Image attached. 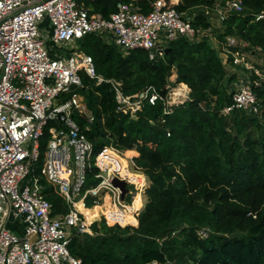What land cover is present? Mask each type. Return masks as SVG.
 <instances>
[{"label":"trees","instance_id":"16d2710c","mask_svg":"<svg viewBox=\"0 0 264 264\" xmlns=\"http://www.w3.org/2000/svg\"><path fill=\"white\" fill-rule=\"evenodd\" d=\"M75 1L108 18L117 2L129 0ZM227 1L177 0L168 6L181 12L194 10L192 25L208 30L220 42L226 36L243 42L242 47L231 46V51L264 58V18H255L264 11V0H241L242 12L230 13L216 29L202 10H195ZM136 3L147 12L153 0ZM80 46L92 57L96 73L120 81L124 93H140L152 86L161 99L154 104L144 102L130 116L117 110L110 83L97 84L81 75L83 87L78 91L93 119L88 124L78 111L72 117L91 142L93 155L112 146L132 158L149 184L136 226L107 225L103 218L93 221L91 233L71 235L69 253L82 264H264V79L254 70L233 64L230 54L224 63L219 56L221 46L213 47L208 35L178 36L154 59L144 49L124 53L95 33L81 38ZM246 70L261 105L260 114L242 109L223 113L236 89L238 71ZM179 83L189 89L187 98L169 106L167 112L164 100ZM50 125L39 140L35 174L44 161ZM112 156L126 170L127 161ZM97 171L92 166L87 186L98 182L93 176ZM124 174L142 180L143 185L141 174ZM39 181L52 214L67 212L58 187L44 177ZM92 205L86 199L85 206ZM83 212L87 218L95 216V211ZM121 217L122 223L136 224L123 210ZM200 230L207 235L203 237Z\"/></svg>","mask_w":264,"mask_h":264},{"label":"built area","instance_id":"2783aa9c","mask_svg":"<svg viewBox=\"0 0 264 264\" xmlns=\"http://www.w3.org/2000/svg\"><path fill=\"white\" fill-rule=\"evenodd\" d=\"M176 1L153 0L147 12L136 0L120 1L105 18L75 0H0V264H82L69 253L68 244L73 233H91V223L76 204L85 205L88 198L93 205L99 204L101 196L108 195L112 208L102 214L104 222L124 226L121 211L136 214L137 209H131L134 196L145 185L146 179L132 158L112 146H104L93 155V146L72 113L78 111L88 124L92 122L78 91L83 87L82 74L97 84L110 83L117 110L130 116H135L144 102L154 104L161 99L159 93L152 86L140 93H124L120 81L96 73L90 55L70 47L67 53H60L48 46L46 37L56 46L67 47L95 33L124 53L144 49L149 59H154L178 36H213L208 30L195 28L191 14L168 6ZM242 10L241 0H228L216 13L223 21L230 13ZM45 17L50 29L42 32L39 24ZM255 18H264V11ZM218 43L225 55L232 56L233 64L249 68L245 53L229 49L236 45L234 38L226 36ZM233 109L260 114L261 105L249 81L236 87L222 112ZM49 123L44 161L35 174L39 140ZM109 151L128 159L126 171L141 174L142 186L120 171ZM92 166L98 168L93 176L99 180L87 186ZM114 176L126 180V187L132 186L130 203H125V197L121 200L120 190L111 183ZM41 177L58 187L68 205L67 212L52 214V205L42 194ZM199 233L207 235L205 230Z\"/></svg>","mask_w":264,"mask_h":264},{"label":"rangeland","instance_id":"374dc122","mask_svg":"<svg viewBox=\"0 0 264 264\" xmlns=\"http://www.w3.org/2000/svg\"><path fill=\"white\" fill-rule=\"evenodd\" d=\"M217 4V3H216ZM221 7H223V5H221ZM205 8H201V7H199V8H197V9H195V10H202L203 12H205L206 11V9L204 10ZM215 9L216 8H212V9H210V10H213V11H210L209 13H208V18H209V22L211 23V26L213 27V28H218V27H220V20H219V18H218V15H217V13L215 12ZM39 28H40V30L43 32H47V30L48 29H50V24H49V21H48V19L45 17L43 20H42V22L39 24ZM230 37H232V38H234L235 39V43H236V45H238L239 47H242L243 46V42H241L240 40H238V39H236L235 37H233V36H230ZM161 42H165L164 40H163V38H161ZM217 43H218V41H216ZM220 42V41H219ZM46 43L48 44V46L49 47H51V48H53V49H55V50H58L60 53H67V51H69V47L70 48H72V49H74V50H76V51H81V46H80V40H76V41H74V42H72V43H69L68 44V46L67 47H65V46H56V45H54L50 40H49V38H48V36L46 37ZM210 43L213 45V47H215V48H217L216 47V45H214V43L210 40ZM218 46H219V43L217 44ZM235 45V46H236ZM219 53H221V54H224L225 55V53L221 50ZM245 53V55H246V60L248 61V65H249V68H247L248 70H254V73L256 74V75H258L259 76V78L262 80V79H264V58H262L261 56H259V55H255V54H252V53H250V52H244ZM226 56H227V54L225 55V58H226ZM229 63V62H228ZM228 65V64H227ZM241 66V65H240ZM232 72L233 71H235L234 69L232 70L231 68H230V66H227ZM247 71V70H246ZM248 72H250V71H247V72H241V71H238V80L236 81V82H234V84H233V87L234 88H236V87H238L243 81H245V80H247V81H249L250 80V74L248 73ZM174 79H175V75L173 74L171 77H170V81L171 82H173L174 81ZM184 85L185 84H182V83H179V84H174L172 87H171V89H170V91H169V93H168V99H169V101H170V105L169 106H171L172 104H176V103H178L179 101H181V100H184V99H186L187 98V94H188V90H187V87H184ZM186 86V85H185ZM183 89V90H182ZM186 89V90H185ZM185 90V91H184ZM173 92V93H172ZM176 92V93H175ZM180 94V95H179ZM120 152V151H119ZM121 153V152H120ZM114 154V153H113ZM109 155L111 156V161L112 162H114V159H113V156H112V153L109 151ZM114 156H115V154H114ZM127 161H128V159H126ZM115 163V165L116 164H118V166H119V168H120V171L124 174L125 172H126V170H123L124 169V164L122 163V164H119V163H116V162H114ZM33 166H36V164H33ZM128 169L129 170H132V166L128 163ZM145 185L144 186H142V184H141V180H136L137 181V183H139V185H141L142 187H140V189L139 190H137L136 191V194H135V196H134V202H133V207L131 208L132 210H134V209H139L140 207H141V198L143 197V199H142V203H144L145 202V199L146 198H144L145 196H143V195H145L144 194V191H145V188L148 186V184H149V181H148V179L145 177ZM127 189L128 190H130V192L129 193H127L126 194V196H125V199H124V201H125V203H130V201H131V198H132V193L134 192V190H133V188H132V186L131 185H128L127 186ZM101 218H103V216H101V217H98L96 220L97 221H99ZM90 223H92V222H90ZM126 225H133V226H136L135 224H131V223H125ZM154 264V263H153Z\"/></svg>","mask_w":264,"mask_h":264},{"label":"crops","instance_id":"0c3cea01","mask_svg":"<svg viewBox=\"0 0 264 264\" xmlns=\"http://www.w3.org/2000/svg\"><path fill=\"white\" fill-rule=\"evenodd\" d=\"M221 7V5L220 4H218V2H217V4L215 3V5H214V7H204L205 9H206V11L205 12H203V11H201L206 17H207V19L209 20V18H208V13L210 12V11H213V10H210V9H212V8H216L215 9V12H216V10L218 9V8H220ZM204 9V10H205ZM188 13L190 14V13H192V15H193V13H194V10H190V11H188ZM210 21V20H209ZM210 34H212L211 32H209ZM210 38V40L214 43V45H216V47H218V43L216 42V41H218L214 36H210L209 37ZM219 56L221 57V59H222V61L225 63L226 62V60H227V56H226V58H225V55L224 54H221V53H219ZM175 75V74H174ZM185 86V85H184ZM185 87H187V86H185ZM187 90H188V92H189V89L187 88ZM188 95V94H187ZM185 100V99H184ZM114 155V154H113ZM115 157H116V155H115ZM122 158H124V157H122ZM125 159V158H124ZM126 160V159H125ZM143 175H144V177H146L145 176V174L144 173H142ZM147 178V177H146ZM141 184H142V180H141ZM143 196H145V195H143ZM144 198H146V197H144ZM142 199H143V197L141 198V207L139 208V209H137V212H136V214L135 215H133V217H134V219L136 220V224H137V219H136V216H137V214H138V212L143 208V206H144V203L146 202V199H145V202L144 203H142ZM80 203V205H79V207L76 205V207H77V209H79V211L83 214V216H84V218L86 219L87 218V216L85 215V213L83 212V210H87V209H89L90 211H95V216L93 217V218H91V220H90V222H93V221H96V219L98 218V217H101L102 216V214L105 212V211H107V210H109V209H111L112 208V203H111V200H110V198L108 197V195H104V196H101V198H100V203L99 204H95V205H92V206H90V207H86L85 205H82V202H79ZM78 203V204H79ZM80 206H81V209H80ZM95 208V209H94ZM83 209V210H82ZM135 224V225H136Z\"/></svg>","mask_w":264,"mask_h":264},{"label":"water","instance_id":"95a60500","mask_svg":"<svg viewBox=\"0 0 264 264\" xmlns=\"http://www.w3.org/2000/svg\"><path fill=\"white\" fill-rule=\"evenodd\" d=\"M111 183L120 190L121 200H123L125 197V194L128 192V189L126 187V185H127L126 180L120 179V178L114 176L111 179Z\"/></svg>","mask_w":264,"mask_h":264},{"label":"bare ground","instance_id":"6f19581e","mask_svg":"<svg viewBox=\"0 0 264 264\" xmlns=\"http://www.w3.org/2000/svg\"><path fill=\"white\" fill-rule=\"evenodd\" d=\"M184 87H185V86H184ZM182 90H183V89H182ZM185 90H186V89H185ZM185 90H184V91H185ZM172 93H173V92H172ZM175 93H176V92H175ZM179 95H180V94H179ZM76 205L79 207V204H78V203H77ZM90 220H91L90 218H86V221H87V222H90Z\"/></svg>","mask_w":264,"mask_h":264}]
</instances>
